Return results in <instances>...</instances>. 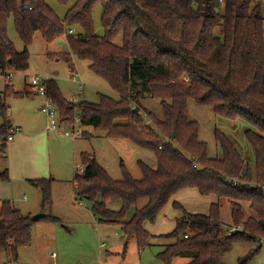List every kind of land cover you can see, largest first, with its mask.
<instances>
[{
  "label": "trees",
  "instance_id": "16d2710c",
  "mask_svg": "<svg viewBox=\"0 0 264 264\" xmlns=\"http://www.w3.org/2000/svg\"><path fill=\"white\" fill-rule=\"evenodd\" d=\"M57 1L67 8L62 19L45 0H0V75L28 69V46L36 33L51 44L74 28L77 33L65 36L67 49H59V59L71 72L75 70L71 56L87 62L89 71L118 99L98 95L97 104L69 105L55 83L47 81V96L60 122L72 125L76 115L80 127L129 141L156 160L154 169L137 163L139 180L122 167L121 181H113L93 155L83 153L82 171L73 178L75 200L88 201L99 222L120 226L125 239L133 238L142 250L155 238L144 229L145 223L153 224L178 192L194 189L200 196L213 197L217 203L205 215L188 214L173 202L182 218L170 233L158 236L171 241L156 255L162 264H171L177 257L187 259L185 264H223L233 245L264 242V19L260 4L254 0H223L222 7L218 0ZM96 4L101 6V37L93 28ZM10 19L22 43L21 52L8 38ZM2 95L21 97L22 93L7 86ZM150 99L158 102L162 118L143 108L142 102ZM189 101L226 121L252 127L243 136L253 155L254 179L248 162L218 130L213 136L221 157L208 156L207 145L198 137V124L189 118ZM7 112L0 99V117L7 119ZM8 126L7 121L0 126L3 155ZM8 180L5 170L0 181ZM28 183L40 191L41 208L49 207L52 180ZM223 198L230 201L232 226H242V232L228 236L230 228L222 229L219 200ZM142 200L145 204L138 207ZM110 202H119V210L109 209ZM241 202L249 204L255 217L244 218ZM39 221L59 223L49 215ZM33 225L30 216L3 201L0 253L16 261L18 249L30 245ZM249 261L250 256L238 264Z\"/></svg>",
  "mask_w": 264,
  "mask_h": 264
},
{
  "label": "rangeland",
  "instance_id": "374dc122",
  "mask_svg": "<svg viewBox=\"0 0 264 264\" xmlns=\"http://www.w3.org/2000/svg\"><path fill=\"white\" fill-rule=\"evenodd\" d=\"M49 8L62 19L67 8L57 0H45ZM94 32L103 35L101 27V6L96 4L92 9ZM74 34L76 30L73 28ZM7 35L16 51L21 52L22 43L15 33L13 21L7 26ZM118 39L117 41H119ZM67 49L64 37L46 44L39 33L33 36L28 46L29 61L25 72H9L10 83L0 76V95L9 108L7 119L0 117V126L5 121H11L13 127H19L23 138H15L6 144V158L1 160L0 171L6 168L9 181L0 183V200L7 199L15 205L30 211L31 216L49 215L59 220L53 224L45 221L35 222L31 228V241L27 247L18 249L15 262L23 264H162L156 255L162 251L164 244L171 243L158 236L170 233L182 215L175 211L173 201H176L188 213H206L212 201L211 197H202L195 190L178 192L159 212L153 224L145 223L144 229L154 236L150 246L142 250L137 247L133 238L126 240L120 226L99 222L90 210L86 200H73V178L81 169L80 155H93L97 163L106 171L113 181H121L124 167L130 176L141 179L137 167L139 161L155 168L156 160L152 153L136 147L126 140L109 139L104 134L94 133L91 127H80L83 135L76 139L62 137L59 133L69 131L70 124H59L58 133L46 132V117L40 112L42 99L35 90L26 86L28 79L39 76L52 80L59 92L66 99L73 97L79 102L97 104L99 96L103 95L117 100L118 96L107 85L88 69V63L71 56L75 70L71 72L64 60L59 59L60 48ZM72 74V76H71ZM22 93L21 97L3 96L5 88ZM81 90V92H80ZM142 106L147 113L162 118L161 109L156 100H144ZM190 120L198 124L199 140L207 145L210 158H220L221 151L213 136L214 130L224 133L234 144L243 160L248 162L252 171L253 155L244 139V132L252 130L249 125L236 121H226L215 116L205 107H198L193 101L187 105ZM145 122L150 124L147 117ZM27 179H49L51 183V204L41 208V193L32 187ZM252 179L253 171H252ZM26 197V202H23ZM75 199V198H74ZM139 202L138 207L145 204ZM241 211L245 219L255 217L249 204L241 202ZM107 207L113 211L120 208L119 202H110ZM134 213L129 211L125 221ZM219 216L222 229L235 228L242 232L243 227L232 226L230 201L227 198L219 200ZM260 241H262L260 239ZM106 244L103 250L99 244ZM53 254V257L51 256ZM250 256L249 264H264V242L238 243L233 245L223 257V264H238V261ZM185 258H174L171 264H185ZM14 262L7 257L5 264ZM0 264H3L1 261Z\"/></svg>",
  "mask_w": 264,
  "mask_h": 264
},
{
  "label": "built area",
  "instance_id": "2783aa9c",
  "mask_svg": "<svg viewBox=\"0 0 264 264\" xmlns=\"http://www.w3.org/2000/svg\"><path fill=\"white\" fill-rule=\"evenodd\" d=\"M223 0H218L219 5L222 7ZM254 2L260 4L261 6V16L262 19H264V0H254ZM74 31L72 29H69L67 33L64 35V38L66 35H73ZM72 76V74H71ZM5 81L10 83L11 76L10 74L4 75ZM48 80L41 78L39 76H32L28 79V86L33 88L35 90V94L42 99L40 112L45 115L46 117V131L52 132V133H58L59 124L61 123L58 117V113L51 101V99L47 96L46 91V83ZM81 92V90H80ZM66 103L69 105H77V99L73 97H69L66 99ZM66 122V121H65ZM67 123V122H66ZM80 119L78 116L75 115L73 118V124L70 125L71 129L69 131H64L63 133H59L62 137L69 138V139H76L82 136V131L79 127ZM21 133L18 129H10L5 136L4 144L10 143L14 140V138L20 136ZM161 149V148H159ZM3 154V153H2ZM82 169H79L78 172L81 173ZM234 184L236 181L233 182ZM262 191H264V186H262ZM238 231L235 228H230L227 235H231L234 232ZM186 238V237H185ZM105 244H100L99 248H104ZM53 257V254H52ZM6 264H19L17 262H9Z\"/></svg>",
  "mask_w": 264,
  "mask_h": 264
},
{
  "label": "crops",
  "instance_id": "0c3cea01",
  "mask_svg": "<svg viewBox=\"0 0 264 264\" xmlns=\"http://www.w3.org/2000/svg\"><path fill=\"white\" fill-rule=\"evenodd\" d=\"M1 76V75H0ZM8 83V82H7ZM26 86H28V84L26 85ZM15 92V91H14ZM2 96L0 95V99H2L1 98ZM8 110H9V108H8ZM4 124V123H3ZM2 124V125H3ZM7 124H9V126H8V129L10 130V129H18L19 131H20V133H21V135L20 136H18V137H16V138H23L24 137V134L22 133V131L20 130V128L19 127H13L12 125H11V121H7ZM1 125V126H2ZM47 132V131H46ZM15 139V138H14ZM6 158V150H5V154L3 155V157H2V159L1 160H4ZM7 171V169L4 167H2V169H1V171H0V174L3 172V171ZM7 173H8V171H7ZM9 176V175H8ZM29 180H33V179H27V181H29ZM9 181V180H8ZM7 181V182H8ZM2 181H0V183H1ZM2 183H5V182H2ZM188 190H194V189H188ZM184 191V190H183ZM196 191V190H195ZM197 192V191H196ZM198 194V193H197ZM175 196V195H174ZM173 196V197H174ZM72 197H73V200H75L74 199V193L72 194ZM203 197V196H202ZM212 198V201L210 202V204H209V206L211 205V204H214V203H217V201L213 198V197H211ZM3 201H9V200H7V199H1L0 200V204L3 202ZM23 202H26V197H23V200H22ZM9 202H11V201H9ZM173 202H176V201H173ZM12 203V202H11ZM179 204V203H178ZM12 205H13V203H12ZM180 205V204H179ZM14 206V205H13ZM16 207H14L15 209H17V210H19L23 215H26V216H30V217H32L31 216V214H30V211H23V208L22 207H19V205H15ZM181 206V205H180ZM209 206H208V210H209ZM183 209V208H182ZM184 210V209H183ZM176 211V210H175ZM185 211V210H184ZM179 212V211H178ZM186 212V211H185ZM186 213H188V212H186ZM208 213V211L206 212V213H196V214H203V215H205V214H207ZM188 214H192V213H188ZM182 218V215L179 217V220ZM178 220V221H179ZM178 221H176V222H178ZM145 226V225H144ZM102 244H104V243H102ZM100 245V244H99ZM164 245H166V244H164ZM105 246H106V244H105ZM105 248V247H104ZM104 248H99L100 250H103ZM52 256V255H51ZM7 258V256L4 254V253H0V263H1V261H3V264H5V259ZM17 259V258H16ZM19 264H23V263H19Z\"/></svg>",
  "mask_w": 264,
  "mask_h": 264
},
{
  "label": "water",
  "instance_id": "95a60500",
  "mask_svg": "<svg viewBox=\"0 0 264 264\" xmlns=\"http://www.w3.org/2000/svg\"><path fill=\"white\" fill-rule=\"evenodd\" d=\"M44 216H45L44 214H38V215L32 216L31 220L35 223V222H38L39 219L43 218Z\"/></svg>",
  "mask_w": 264,
  "mask_h": 264
}]
</instances>
